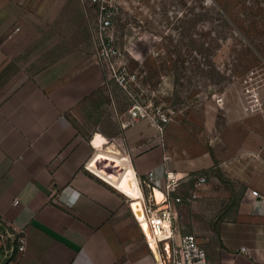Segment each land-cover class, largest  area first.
Returning <instances> with one entry per match:
<instances>
[{
    "label": "crops",
    "instance_id": "crops-1",
    "mask_svg": "<svg viewBox=\"0 0 264 264\" xmlns=\"http://www.w3.org/2000/svg\"><path fill=\"white\" fill-rule=\"evenodd\" d=\"M56 6L62 2L0 0V213L25 235L23 253L10 238L2 247L0 237V264H151L133 196L120 181L131 170L141 195L137 178L152 169L163 186L171 168L163 132L145 118L109 137L78 131L72 115L103 75L91 47L86 53L82 41L70 39L78 24L70 28L68 11ZM248 143L222 162L228 179L242 185L230 211L212 218L203 207L215 197L206 191L180 205L188 207L184 232L205 242L210 264H264V160L260 148L245 149ZM100 150L109 161L120 157L124 170L102 169ZM198 160L189 159V167Z\"/></svg>",
    "mask_w": 264,
    "mask_h": 264
},
{
    "label": "rangeland",
    "instance_id": "rangeland-1",
    "mask_svg": "<svg viewBox=\"0 0 264 264\" xmlns=\"http://www.w3.org/2000/svg\"><path fill=\"white\" fill-rule=\"evenodd\" d=\"M59 1L62 6L56 8L68 11L70 28L79 26L70 39L82 41L86 53L91 47L96 54L93 8L83 0ZM111 3L115 14L110 35L119 49L120 66L129 74L126 87L99 60L102 84L72 120L87 137L96 132L109 137L135 121L128 111L135 99L162 105L169 116L161 130L170 155L165 160L180 173L196 170L205 175L207 187L198 191L215 197L212 207L207 201L203 208L216 220L235 205L242 187L228 179L222 162L242 152L247 139L245 149L260 148L264 160V0ZM96 137L94 143L101 147L102 138ZM97 156L103 157L100 166L109 161L106 151ZM197 156L203 161L189 167L188 160ZM112 158L122 172L120 157ZM120 185L133 196L131 202L140 198L131 170ZM142 189L146 193L148 188L143 184ZM188 215V207L177 206L173 224L181 232L187 231L182 224L190 222Z\"/></svg>",
    "mask_w": 264,
    "mask_h": 264
},
{
    "label": "built area",
    "instance_id": "built-area-1",
    "mask_svg": "<svg viewBox=\"0 0 264 264\" xmlns=\"http://www.w3.org/2000/svg\"><path fill=\"white\" fill-rule=\"evenodd\" d=\"M83 1L93 8L95 14V22L92 27L93 36L98 45L95 61L98 64L99 60L105 62L109 74L113 72L112 75L126 87L125 82L129 74L124 65L120 66L119 49L113 44V38L110 35L115 14L111 0ZM13 29H18V26ZM118 62L119 65L114 67ZM128 111L131 119L145 118L160 131L169 120L162 105L150 106L149 102L143 103L138 99H135ZM164 157L166 158L167 155ZM199 173V171H192L189 174L180 173L165 167L163 186L157 184L155 172L152 169L138 176L137 181L141 191L143 184L148 188L146 193L142 191L140 201L143 208L142 217L146 219L149 226V234L144 231L141 218L135 214L132 202L130 201L129 204L150 249L151 264H210L205 242L194 232H181L179 227L173 224L177 206L186 201H193L197 197L198 189L205 184V175ZM185 181L191 183L187 188L182 186ZM251 193L256 196L260 195L257 189H251ZM12 202L16 204L18 199L14 198ZM150 236L155 242V249L150 244ZM0 237L2 247L6 245V239L10 238L16 242L17 252L23 253L25 249L23 229L15 227L2 213H0ZM240 250L245 251L246 246H240ZM7 264H11V262Z\"/></svg>",
    "mask_w": 264,
    "mask_h": 264
},
{
    "label": "bare ground",
    "instance_id": "bare-ground-1",
    "mask_svg": "<svg viewBox=\"0 0 264 264\" xmlns=\"http://www.w3.org/2000/svg\"><path fill=\"white\" fill-rule=\"evenodd\" d=\"M137 184H138V181H137ZM135 188H136V184H135ZM141 195H142V192H141ZM132 206H133L134 209H136V210L133 209L135 211V214H137V216H139L141 218V222H142V226L144 228V231L149 234L150 233L149 232V226H148V224L146 222V219L142 217L143 216V208H142V204H141L140 198L139 199H135L134 201H132ZM149 241H150V244L153 247V249H155V242L153 240V237L150 236Z\"/></svg>",
    "mask_w": 264,
    "mask_h": 264
},
{
    "label": "water",
    "instance_id": "water-1",
    "mask_svg": "<svg viewBox=\"0 0 264 264\" xmlns=\"http://www.w3.org/2000/svg\"><path fill=\"white\" fill-rule=\"evenodd\" d=\"M101 166H103L104 168H106V170L108 171H117L118 170V164L115 162H110V161H103L101 163Z\"/></svg>",
    "mask_w": 264,
    "mask_h": 264
}]
</instances>
